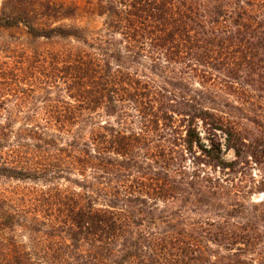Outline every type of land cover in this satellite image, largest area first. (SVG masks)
I'll return each instance as SVG.
<instances>
[{"label": "trees", "instance_id": "16d2710c", "mask_svg": "<svg viewBox=\"0 0 264 264\" xmlns=\"http://www.w3.org/2000/svg\"><path fill=\"white\" fill-rule=\"evenodd\" d=\"M0 1V264H264V0Z\"/></svg>", "mask_w": 264, "mask_h": 264}, {"label": "rangeland", "instance_id": "374dc122", "mask_svg": "<svg viewBox=\"0 0 264 264\" xmlns=\"http://www.w3.org/2000/svg\"><path fill=\"white\" fill-rule=\"evenodd\" d=\"M56 1H65L66 3H69L72 0H56ZM78 2L80 3L79 5L81 6V10H82L83 4L80 1H78ZM80 15H81V17H78V18H76L74 20H71V21H63L62 24L67 25V26H76V27H85V26H87L89 29H98V28H100V26H101V20L100 19H97V18L89 19L87 14L85 13V10H82L80 12ZM3 40H7V37H3V38L0 39V41H3ZM228 158H229V156H228ZM5 185L14 186V185H23V184L16 183V182H11V181H6Z\"/></svg>", "mask_w": 264, "mask_h": 264}]
</instances>
